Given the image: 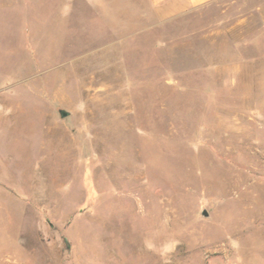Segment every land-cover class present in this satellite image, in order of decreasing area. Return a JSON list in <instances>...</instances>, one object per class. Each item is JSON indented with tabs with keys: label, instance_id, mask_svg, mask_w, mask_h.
<instances>
[{
	"label": "rangeland",
	"instance_id": "1",
	"mask_svg": "<svg viewBox=\"0 0 264 264\" xmlns=\"http://www.w3.org/2000/svg\"><path fill=\"white\" fill-rule=\"evenodd\" d=\"M181 6L0 0V264H264V0Z\"/></svg>",
	"mask_w": 264,
	"mask_h": 264
},
{
	"label": "crops",
	"instance_id": "2",
	"mask_svg": "<svg viewBox=\"0 0 264 264\" xmlns=\"http://www.w3.org/2000/svg\"><path fill=\"white\" fill-rule=\"evenodd\" d=\"M152 5H160L167 1H175V0H148ZM179 2H182V8H192L197 7L200 5H203L205 3H208L212 0H176Z\"/></svg>",
	"mask_w": 264,
	"mask_h": 264
},
{
	"label": "water",
	"instance_id": "3",
	"mask_svg": "<svg viewBox=\"0 0 264 264\" xmlns=\"http://www.w3.org/2000/svg\"><path fill=\"white\" fill-rule=\"evenodd\" d=\"M59 113H60L61 117L67 116V112L64 110H59Z\"/></svg>",
	"mask_w": 264,
	"mask_h": 264
}]
</instances>
